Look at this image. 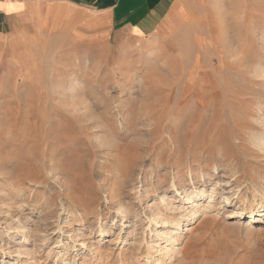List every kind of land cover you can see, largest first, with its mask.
<instances>
[{
	"label": "rangeland",
	"instance_id": "374dc122",
	"mask_svg": "<svg viewBox=\"0 0 264 264\" xmlns=\"http://www.w3.org/2000/svg\"><path fill=\"white\" fill-rule=\"evenodd\" d=\"M75 22L0 42V264H264V0H179L142 38Z\"/></svg>",
	"mask_w": 264,
	"mask_h": 264
},
{
	"label": "crops",
	"instance_id": "0c3cea01",
	"mask_svg": "<svg viewBox=\"0 0 264 264\" xmlns=\"http://www.w3.org/2000/svg\"><path fill=\"white\" fill-rule=\"evenodd\" d=\"M178 1L0 0V42L21 39L29 28L41 20H45V27L52 25L65 33L74 9L75 23L83 21L85 24L78 25L80 31L81 28L88 32L93 29L97 33L96 29L100 28L102 33L108 35L119 31L134 38H142L156 33L168 21ZM69 3L76 7L72 9Z\"/></svg>",
	"mask_w": 264,
	"mask_h": 264
},
{
	"label": "bare ground",
	"instance_id": "6f19581e",
	"mask_svg": "<svg viewBox=\"0 0 264 264\" xmlns=\"http://www.w3.org/2000/svg\"><path fill=\"white\" fill-rule=\"evenodd\" d=\"M68 11V10H67ZM66 14V13H65ZM85 15V14H84ZM71 16L73 17V18H75V14L74 13H72L71 14ZM222 33H223V39H225V46L228 48V46H230L229 44H230V42H231V31L229 30V29H225V30H223L222 31ZM212 44V43H211ZM211 48V47H210ZM222 53V56H223V58L222 59H224V55H230V53H231V51H230V49H227L226 51H222L221 52ZM211 60H213V58H210ZM211 60H210V62L209 63H211ZM212 65V64H211ZM197 66V65H196ZM209 64H208V66H205V67H203L201 70H204V71H206L207 69H209ZM213 68V72H217V70H218V68H217V66H213L212 67ZM262 69V64L261 63H259L256 67H255V72H256V75L257 76H263V70H261ZM203 76V75H202ZM205 77V76H204ZM189 81H190V85H192V86H194V87H198L197 85H198V83L201 85V88H202V90H204V92H203V97H201V98H197L196 99V101H197V103L199 104V105H201V106H205L206 105V103H207V101L209 100L208 98L210 97V95L211 96H213L212 97V99L210 100V104H212V113H211V115H210V118H209V123L210 124H212V123H214L215 121H216V119L218 118L217 116H218V113L219 114H221L222 116L224 115V112H225V109H224V106L222 105V104H220L219 106H217V102L218 103H220L221 102V99H217V97L218 96H221V92H219V86H218V83L215 81V80H213L212 78H195L194 76H193V78H191V79H189ZM196 83V85H193V84H195ZM229 80H227L226 79V83L224 84V86L225 85H228V86H230L229 85ZM194 89V88H193ZM197 89H199V88H197ZM199 93V92H198ZM203 99H206V100H203ZM259 101V100H258ZM258 105V108H259V111H262L263 113H264V106H262V102H258L257 103ZM195 105V104H194ZM196 107V106H195ZM193 109H195V111H197V110H200V108L199 107H196V108H194L193 107ZM257 112V113H255V115L257 114V115H260L259 113L260 112ZM209 112H210V110H209ZM188 113V112H187ZM262 114V113H261ZM206 117V116H205ZM176 118V117H175ZM261 116H258V118H257V120L256 121H259L260 123L262 122L261 121ZM190 122L193 120V118H191L190 117ZM255 121V122H256ZM189 122V121H188ZM192 124V126H194L193 124V122L191 123ZM198 125V124H197ZM188 130H190V129H188ZM245 132H246V135H247V140L253 145V146H255V147H257L256 149H258V151H260V152H263L264 153V129H262L261 128V126H259V125H257V124H249V125H247V127H246V130H245ZM178 135V134H177ZM177 137V136H176ZM249 150L250 151H254V150H252V148L250 147L249 148ZM218 154L220 155V156H222L223 158H231V157H233V156H231V155H229V153H227V151H226V148H225V146L223 145V144H221V145H219L218 146ZM226 159V160H227ZM228 159V160H229ZM234 159V158H233ZM233 162V161H232ZM236 164V163H235ZM217 166H218V164H217ZM236 166V165H235ZM251 186L255 189V190H257V191H259V192H262V193H264V189L263 190H260V183H259V181H257L256 179H254L253 181H251ZM263 196H264V194H263ZM192 212V215L193 216H196V214H197V212H196V210L194 209V210H192L191 211ZM253 214V213H252ZM258 215L259 216H264V210H258ZM177 224H178V222H177ZM176 224V225H177ZM180 227H181V225H180ZM171 249V251L172 252H174V253H176L179 249H180V247H175V245H173V247L172 248H170Z\"/></svg>",
	"mask_w": 264,
	"mask_h": 264
}]
</instances>
